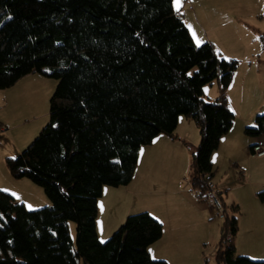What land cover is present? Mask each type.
Listing matches in <instances>:
<instances>
[{
	"label": "trees",
	"instance_id": "1",
	"mask_svg": "<svg viewBox=\"0 0 264 264\" xmlns=\"http://www.w3.org/2000/svg\"><path fill=\"white\" fill-rule=\"evenodd\" d=\"M237 67L211 42L195 44L173 0H0V90L33 73L58 81L48 126L5 159L51 205L27 210L0 191V264H167L147 251L162 226L146 212L100 242L97 202L103 187L131 182L140 148L172 136L180 116L199 131L191 188L203 202L211 154L235 119L226 91ZM214 80L219 97L206 102ZM254 123L244 133L263 135L264 115ZM236 230L235 219L223 226L217 263L264 264L235 255Z\"/></svg>",
	"mask_w": 264,
	"mask_h": 264
},
{
	"label": "rangeland",
	"instance_id": "2",
	"mask_svg": "<svg viewBox=\"0 0 264 264\" xmlns=\"http://www.w3.org/2000/svg\"><path fill=\"white\" fill-rule=\"evenodd\" d=\"M222 1L216 0L219 6L222 5L229 12L232 6L222 4ZM212 2L213 0H200L198 6L196 0H181L180 10L177 12L184 18L183 21L195 37L194 42L197 46L203 42L200 43L201 39H198L195 32H198L200 36H202V30L211 33V28H214L213 25L217 26V23H214L216 18L217 20H227V18L234 20L235 18L230 15L238 14L244 19L245 24L252 26H248L249 29L256 31L260 46L249 42V48L253 54L252 61L257 64L256 61L262 60L263 64L261 65L263 67H261V75L258 77V74L256 75V83H253L252 76L247 78L251 86L245 90L251 93V96L247 105L244 107L242 105V113H238L237 117L235 116L236 120L234 119L232 125L234 132L232 137L233 139H240L241 137L253 141H259V139L264 141V134L248 136L244 133L245 128L256 127L254 119L257 116L264 115V45L262 44V41L264 42V0H251L247 5L241 4L247 9L243 7L233 10L234 14L232 12L227 13L226 17L222 19L219 16L223 12L217 11L220 14L215 13ZM173 7L176 10V0L173 1ZM201 12H205L204 15ZM205 14L210 17L207 18ZM238 67L240 74L233 86L235 87L234 90H231L233 94L240 90L242 79L244 81V74L250 71L246 64L243 66L238 64ZM43 72L48 73V70L44 69ZM57 83L56 79L48 77L44 73H33L25 76L9 91L0 90V103L4 106L3 112L9 114L13 119L12 126L14 129L10 136V146L16 149L12 151L11 155L6 153L5 156L12 158L18 156L48 126L50 122L49 101ZM218 87L216 80L206 85L203 88V100L212 102L219 97ZM1 112L0 110V114ZM247 112L250 113V121L245 127H242L238 123L247 117ZM180 117L186 119L184 116ZM188 121L189 124L187 125L190 126V130L186 126L180 132H176L179 136L176 133L171 136L172 139L180 140L183 145L185 144L187 155L179 145L169 146L167 149V145L162 142L166 139L158 138L152 148L141 147L139 166L134 174V182L129 188L103 187L104 194L101 199L99 198V203L97 202L96 226L99 241L105 242L110 238L129 215L148 212L162 226L161 238L150 245L153 247L152 255L148 253L152 260L167 263V258L174 257L175 253L181 254V251L176 248L172 255L173 247L182 246L183 254L190 256L199 251L203 264H218L216 257L220 250L222 228L225 224L229 228L230 222L235 219L237 230L231 238L227 237V239H232L234 246L236 239L238 246H236L235 255L247 257L252 261H264V158L260 161L252 159L249 147L245 152L239 141L235 144L236 150L233 148L230 152H215L217 149L214 151L216 171L212 170V178L216 175L217 180L223 179L217 188L221 193L220 200L224 207L225 217H218L214 211H209L207 206H203L205 208L198 206L197 192L191 188L192 154L196 153L200 139L196 141L199 131L190 120ZM29 128H34L36 135H33L34 137L28 141L22 140L21 149L14 147L15 143H19L22 139V133ZM191 131H194V136ZM185 133L187 139L183 136ZM165 137L167 138V135ZM8 142L6 141V143ZM7 147L8 145L3 150L8 151ZM4 169L6 168L4 167ZM6 173L10 177L7 171ZM212 184L216 186L214 183ZM35 187L38 188V186ZM38 189L41 191L42 200L37 198L36 201L41 204L37 208L29 210H38L51 205L43 189L40 187ZM117 189L120 190L117 191ZM111 223H114L112 224L114 229L109 232L108 226ZM67 225L74 241L75 224L68 222ZM201 239L209 241V243L205 246L197 244ZM221 247L224 250L225 243ZM192 260V264H196L195 260Z\"/></svg>",
	"mask_w": 264,
	"mask_h": 264
},
{
	"label": "crops",
	"instance_id": "3",
	"mask_svg": "<svg viewBox=\"0 0 264 264\" xmlns=\"http://www.w3.org/2000/svg\"><path fill=\"white\" fill-rule=\"evenodd\" d=\"M188 1H191V0H188ZM250 2H251V0H223L222 4H229L232 6V9L229 12H227V10L222 5L219 6L218 3L216 2V0H213L212 6H213V9L215 10V13L217 11L223 12V14L219 16L220 19H222V18L226 17L227 13L230 14L232 12V14H234L233 10H237V9L243 8V7H245V9H247L246 6H242L241 4L247 5ZM196 3L199 6L200 0H196ZM190 7L192 8L193 6L191 5ZM194 12H195V10H194ZM201 13L204 15L205 12H201ZM217 13L220 14L219 12H217ZM205 15L207 18L210 17L207 14H205ZM230 16L235 18V19L232 20L230 18H227V20H217V18H216L214 23H217V26L215 24L213 25L214 28L213 29L211 28V30H212L211 33L207 30H202L201 33H202L203 37L200 36L198 34V32H195V33L198 35V39L199 40L201 39L200 43L205 42V41L211 42L213 44L215 50L219 53V55L222 58L236 60V61H238V64H241L242 66L246 64L247 68L250 70L249 72L244 74V81L242 79L241 84H240V90H238L236 93L233 94L231 92V90H234L235 87H233V86L235 85L237 78L240 74L239 73L240 71L238 69L239 67H238L234 73L232 82L230 84L231 86H229V88L227 89L228 90L227 91V101H228L229 107H230L231 111L234 113V115L237 117L238 113H242V111H241L242 105H243V107L245 105H247V101H248L249 97L251 96V93H249L248 91L245 90L246 88L251 86V83L247 80V78L249 76H252L253 80H254L253 83H256L255 82L256 75L258 74L257 77L259 75H261L260 74L262 71L261 67H263V65H261V64H263V63L261 62L262 60L256 61L257 64L252 61L253 54H251V51L249 48V42H250V44H255L256 46H260L259 45L260 42L257 39L256 31H254L253 29H249L248 26H250V27H252V26L250 24H245L244 19L241 18L238 14L230 15ZM190 33L192 35L191 31H190ZM192 37H193V40L195 41V39H194L195 37L193 35H192ZM22 79H20L19 81H21ZM263 84H264V80H263ZM255 85H257V84H255ZM9 89L10 88L4 89L2 91L7 92V91H9ZM218 91H219V89H218ZM204 93H205V91H204ZM1 104L2 103H0V110L2 112L0 114V122L5 127V130L0 134V191L6 192L9 195H11L16 202L23 204L27 210L35 209L41 204V203H38L36 201L37 198H40L42 200L41 191L38 189L39 187L38 188L35 187L36 185L33 184L32 182H30L29 180L26 181L27 179L16 180V179L12 178L11 175L9 174V171H8L6 165H5V159L6 158H12L10 156L9 157L5 156V154L7 153L8 155H11L13 153L12 151L16 150V149H13L10 146V136H11L12 130L14 129V126H12L13 125L12 124L13 119L9 114H5L3 112L4 106H3V104L2 105ZM188 120L189 119H182L180 117L178 119L177 127L173 133L175 134L176 132H180L182 130V128L186 127V126L190 130V126L187 125V124H189ZM235 120H236V118H235ZM249 121H250V113L247 112V117L242 119L241 123H238V124H240L242 127H245ZM190 122H192V121L190 120ZM10 127H13V128L11 129ZM191 133H193V136H194V131L193 132L191 131ZM233 133L234 132H233L232 126H231V129L229 130V132L221 137L220 142H219V146L215 152H218V151L230 152L231 149H233V148L236 150L235 144L237 143V141H239L241 143L240 145H241V147H243L245 152H246L247 147H249V149H250V147L253 145H261L264 148L263 139H259V141H256V140L253 141L252 139H246V138L243 139L241 137H240V139H233V137H232ZM235 134H237V133H235ZM22 135H23L22 139L20 140L19 143L14 142L16 145V146L14 145V147H17V149H21L20 143L22 142V140L25 139L26 141H28V139H30L31 137H34L33 135H36V134L34 132V128H29L27 131H24L22 133ZM177 136H179V134H177ZM183 136L185 137V139H187L186 133ZM158 138H165L166 139L165 141H162V142L165 145H167V149L169 148V146L179 145V147L181 149H183V152L185 153V155H187L185 144L183 145L180 140L176 141V140L172 139L171 136H169V135H167V138H166L164 134H160L157 137H155L154 140L151 142V144L144 146V148H152V146H154V144L156 143V140ZM198 139H200V135L197 137L196 141H198ZM6 141H9V142L6 143ZM158 142H161V141H158ZM6 145H8V147H7L8 151L3 150V149H5ZM237 147H238V145H237ZM3 152H5V153H3ZM140 152H141V148H140V151L138 153L137 165H136L134 174L136 173L137 167L139 166ZM216 154H218V153H216ZM213 156H214V152L211 154V163H212V170L216 171L215 170L216 166L214 163L216 161H215V157H213ZM251 156H252L251 157L252 159H256L259 161H260V159L264 158V156L256 157L253 154H251ZM4 167L6 169H4ZM5 170L8 172L10 177L7 176V173ZM134 174H133L131 182L128 185L120 186V187H122L123 189H126L125 187L129 188V186L131 184H133V182H134ZM9 178H11V179H9ZM222 180H223L222 178H219L217 180L216 175H215V176H213V178H211L210 181L212 183H214L216 185V187H218V184L221 183ZM120 187H114V188H120ZM119 190L120 189H117V191H119ZM102 191L103 192L101 194L100 199L102 198V196L104 194V188ZM99 200H98V203H99ZM198 206L205 208L206 204L204 205V203L199 199ZM203 206H205V207H203ZM206 208L208 209V207H206ZM208 210L211 211L210 209H208ZM209 220H211V219H209ZM112 224H114V223H111V225L108 226L109 232L113 231L112 229H114L113 228L114 226H112ZM96 232L98 234L97 226H96ZM105 232H107V231H105ZM237 241H238V239H237ZM208 243H209V241L207 242V241L201 239V240H199V242L197 244H201V245L205 246ZM236 246H238V244H237L236 239H235V251L237 249ZM152 248L153 247L149 246L147 249L148 252L150 253V255H152L151 254ZM176 248L179 249L178 251H181V254L178 255L177 253H175ZM182 248H183L182 246H179V247L174 246L173 247L172 255H173V253H175V255H174V257L171 256V257L167 258V264H192L193 263L192 259L195 260L196 264H203V262L201 261L202 259L200 258L202 256H201V253L199 251H197V253H195L193 255L188 256L186 254H183ZM198 248H199V245H198ZM196 250H197V248H196ZM167 254H168V252H167ZM205 264H209V263H205Z\"/></svg>",
	"mask_w": 264,
	"mask_h": 264
},
{
	"label": "built area",
	"instance_id": "4",
	"mask_svg": "<svg viewBox=\"0 0 264 264\" xmlns=\"http://www.w3.org/2000/svg\"><path fill=\"white\" fill-rule=\"evenodd\" d=\"M4 130L5 127L0 123V134ZM250 151L251 154H253L256 157L264 156V148L261 145L251 146ZM220 197H221V193L219 189L216 186H214L211 182H209L203 202L211 211L215 212L216 216L222 218L224 214V207L221 203ZM227 237L230 238V235L228 234Z\"/></svg>",
	"mask_w": 264,
	"mask_h": 264
},
{
	"label": "snow or ice",
	"instance_id": "5",
	"mask_svg": "<svg viewBox=\"0 0 264 264\" xmlns=\"http://www.w3.org/2000/svg\"><path fill=\"white\" fill-rule=\"evenodd\" d=\"M180 2H181V0H176V10L177 11L180 10Z\"/></svg>",
	"mask_w": 264,
	"mask_h": 264
}]
</instances>
